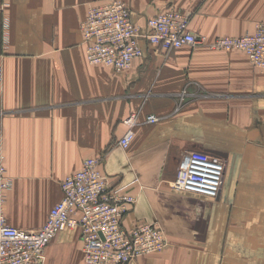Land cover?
<instances>
[{
  "label": "crops",
  "instance_id": "0c3cea01",
  "mask_svg": "<svg viewBox=\"0 0 264 264\" xmlns=\"http://www.w3.org/2000/svg\"><path fill=\"white\" fill-rule=\"evenodd\" d=\"M109 0H0V160L13 179L10 225L40 229L62 200L61 183L87 159L137 202L123 220L161 227L169 245L130 264H264V71L239 50L141 39L144 55L116 73L86 59L81 23ZM132 20L174 6L189 29L240 37L264 22V0H122ZM7 23V26L4 24ZM135 113V136L119 141ZM155 115L157 123L148 118ZM226 164L216 199L171 188L184 155ZM45 264H84L80 231L61 232Z\"/></svg>",
  "mask_w": 264,
  "mask_h": 264
},
{
  "label": "built area",
  "instance_id": "2783aa9c",
  "mask_svg": "<svg viewBox=\"0 0 264 264\" xmlns=\"http://www.w3.org/2000/svg\"><path fill=\"white\" fill-rule=\"evenodd\" d=\"M190 19L170 6L147 21L146 32L132 20L130 8L122 0L90 7L81 23L86 59L90 65H103L116 73L129 70L135 59L144 55L141 39L165 52L184 46L207 45L214 50L244 52L251 63L264 71V22L252 33L240 37L223 36L208 43L207 37L189 29ZM7 26V23L4 24ZM4 70L0 65V83ZM150 123L160 118L151 115ZM137 115L126 120L128 129L119 144L128 148L135 133ZM226 164L218 156L201 150L186 153L171 188L216 199L221 191ZM13 186L3 158L0 160V264H45L46 249L67 229L80 231L84 264H130L163 251L169 240L154 223L139 222L125 228L123 220L137 202L134 195L123 194L119 183L102 171L101 160H85L83 168L61 183L63 198L50 211L45 224L37 230L10 225L5 215L6 192Z\"/></svg>",
  "mask_w": 264,
  "mask_h": 264
},
{
  "label": "bare ground",
  "instance_id": "6f19581e",
  "mask_svg": "<svg viewBox=\"0 0 264 264\" xmlns=\"http://www.w3.org/2000/svg\"><path fill=\"white\" fill-rule=\"evenodd\" d=\"M83 36V35H82Z\"/></svg>",
  "mask_w": 264,
  "mask_h": 264
}]
</instances>
